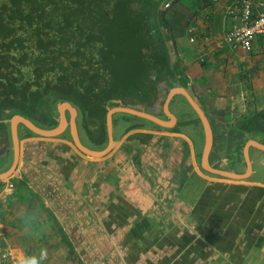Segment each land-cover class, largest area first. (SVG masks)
<instances>
[{"label": "crops", "instance_id": "0c3cea01", "mask_svg": "<svg viewBox=\"0 0 264 264\" xmlns=\"http://www.w3.org/2000/svg\"><path fill=\"white\" fill-rule=\"evenodd\" d=\"M167 2L177 16L165 33L186 82L173 86L208 115L210 165L221 171L202 166L204 128L182 94L170 101L173 126L115 112L111 135L69 100L49 99L38 113L1 109L0 238L18 262L43 251L41 264H264V149L247 145L264 144V131L245 129L264 110V34L250 49L224 41L240 24L237 0H164L162 12ZM75 132L90 149L113 145L88 154ZM149 148L173 171L172 197L154 201L156 212L142 205L151 203L141 181Z\"/></svg>", "mask_w": 264, "mask_h": 264}, {"label": "trees", "instance_id": "16d2710c", "mask_svg": "<svg viewBox=\"0 0 264 264\" xmlns=\"http://www.w3.org/2000/svg\"><path fill=\"white\" fill-rule=\"evenodd\" d=\"M163 1L0 0V113H38L52 98L104 124L117 104L154 110L175 81L186 85ZM247 122L264 131V110Z\"/></svg>", "mask_w": 264, "mask_h": 264}, {"label": "built area", "instance_id": "2783aa9c", "mask_svg": "<svg viewBox=\"0 0 264 264\" xmlns=\"http://www.w3.org/2000/svg\"><path fill=\"white\" fill-rule=\"evenodd\" d=\"M169 3H166L168 6ZM232 13H235V17L239 19L240 24L228 30L224 35V41L234 47H243L250 49L252 46L253 39L261 34H264V0H237V4L232 7ZM193 31V29H190ZM193 36H190V40H193ZM143 155L146 158L142 159L145 161V171L149 180L142 178L143 184H149L151 193V203H144L143 208L153 210L156 212L159 210V204H155L154 201L162 200L163 196L171 199L172 189L174 186L173 182V171L169 165L163 164L157 159L154 149L149 148L143 150ZM139 184L142 186V182ZM138 191H134L136 195ZM153 195L158 196L155 198ZM162 195V196H159ZM147 205V206H146ZM146 206V207H145ZM0 264H19L15 258L11 247L7 245L0 238Z\"/></svg>", "mask_w": 264, "mask_h": 264}, {"label": "water", "instance_id": "95a60500", "mask_svg": "<svg viewBox=\"0 0 264 264\" xmlns=\"http://www.w3.org/2000/svg\"><path fill=\"white\" fill-rule=\"evenodd\" d=\"M177 94H182L188 103L191 105V107L194 109V111L197 113L198 117L200 118L203 128H204V133H205V144H204V149H203V157H202V166L210 171H221L219 169H215L210 165V160H209V155H210V150L212 147V140H213V129H212V124L209 120L208 115L204 111V109L201 107V105L195 100V98L188 92V90L178 84L172 86L167 93L165 94L164 102H163V110L167 114L168 119L162 118L158 113L157 110H150L146 109L143 107H136V106H130V105H124V104H117L112 107H108V110L106 112V117H105V124L107 126V131L108 134L111 135V128H112V115L115 112H122V113H128L135 115L137 117H141L144 119H147L149 121H152L158 125L165 126V127H171L175 124L176 122V116L170 111L169 105L170 101L172 98L177 95ZM66 105L69 103V101L63 102ZM74 111V109H73ZM20 117L23 119V121L30 127L36 128L34 124L27 118L23 116H15L14 119ZM15 123V122H14ZM50 133H55V131H51ZM74 140L76 144L86 153L94 155V156H100L106 154L112 147L113 141H110L109 144L103 148L102 150H93L90 149L89 147H86L80 138L78 137V134H74ZM255 144L261 149H264V144L263 143H257L255 141H248L247 145Z\"/></svg>", "mask_w": 264, "mask_h": 264}, {"label": "rangeland", "instance_id": "374dc122", "mask_svg": "<svg viewBox=\"0 0 264 264\" xmlns=\"http://www.w3.org/2000/svg\"><path fill=\"white\" fill-rule=\"evenodd\" d=\"M165 10H164V15H165V19H172V18H175L177 15H174V13L176 12V10L174 9V7L171 5V2H169V5L166 7L165 6V8H164ZM173 16H175V17H173ZM169 24V26H170V22L168 23ZM169 26H165L164 24H163V27H164V32H166V28H169ZM161 87H163V85L161 86ZM161 97H162V99H164L163 98V96L161 95ZM180 99V98H179ZM181 100L182 101H184V99H182L181 98ZM50 101H52V100H50ZM49 101V102H50ZM48 99L46 100V102H45V107L43 108V111H49V109H48V107L49 108H51V106L50 105H48ZM185 102V101H184ZM162 105H163V100L161 101V100H159V104H158V106L154 109V110H157V113L158 114H160V115H162L163 116V109H162ZM112 107V106H111ZM140 107H143V108H146L144 105H141ZM147 109V108H146ZM12 110V109H11ZM8 111V110H7ZM115 120L116 121H118V116H116V118H115ZM138 120V119H137ZM146 121V120H145ZM116 131H118V129H116ZM105 132H106V134H107V126H106V124H105ZM116 135H118V132H116ZM6 182V181H5ZM5 182H1L0 183V192H1V188H2V185H3V183H5ZM14 192H15V190L14 191H11V192H9L8 193V198H6V196H5V198L7 199V203H6V205H8V203H11L13 200H11L10 199V197L11 196H13L14 195ZM7 195V194H6ZM5 199L4 198H0V204L2 203V201H4ZM4 203V202H3ZM6 207V206H5ZM4 208V207H3Z\"/></svg>", "mask_w": 264, "mask_h": 264}, {"label": "clouds", "instance_id": "9594fccd", "mask_svg": "<svg viewBox=\"0 0 264 264\" xmlns=\"http://www.w3.org/2000/svg\"><path fill=\"white\" fill-rule=\"evenodd\" d=\"M45 256L46 253L42 251L38 258L36 256L22 258L19 261V264H41V261L45 258Z\"/></svg>", "mask_w": 264, "mask_h": 264}, {"label": "flooded vegetation", "instance_id": "af4514ba", "mask_svg": "<svg viewBox=\"0 0 264 264\" xmlns=\"http://www.w3.org/2000/svg\"><path fill=\"white\" fill-rule=\"evenodd\" d=\"M162 85H164V83H162ZM170 89V88H169ZM163 102H164V99H163ZM163 106V105H162ZM163 109V108H162ZM7 110V109H6ZM160 115V114H159ZM161 116V115H160ZM162 117V116H161ZM154 123V122H153ZM154 124H156V123H154Z\"/></svg>", "mask_w": 264, "mask_h": 264}]
</instances>
